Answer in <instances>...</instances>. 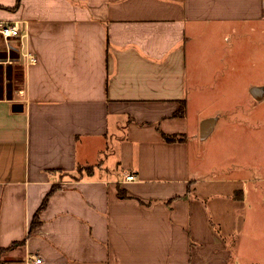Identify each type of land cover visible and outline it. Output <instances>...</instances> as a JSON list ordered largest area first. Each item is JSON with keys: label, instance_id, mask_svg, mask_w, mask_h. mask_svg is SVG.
I'll use <instances>...</instances> for the list:
<instances>
[{"label": "crops", "instance_id": "1", "mask_svg": "<svg viewBox=\"0 0 264 264\" xmlns=\"http://www.w3.org/2000/svg\"><path fill=\"white\" fill-rule=\"evenodd\" d=\"M16 1L0 0V21H23L37 59L0 62V248L26 240L13 264H264V174H206V143L230 121L220 106L191 115L217 101L191 81L227 60L230 34L264 36V0ZM261 71L247 96L264 146L263 52Z\"/></svg>", "mask_w": 264, "mask_h": 264}, {"label": "rangeland", "instance_id": "2", "mask_svg": "<svg viewBox=\"0 0 264 264\" xmlns=\"http://www.w3.org/2000/svg\"><path fill=\"white\" fill-rule=\"evenodd\" d=\"M228 33L229 31L226 32V34ZM230 36L234 45L233 47L231 46V54H227V60L217 63L214 67L213 65H204V69L199 72L204 77L201 78L198 73L196 83H194L195 81H191L193 90L206 91V88H208V92L211 91L212 94L211 96L208 95V98L211 101H217H215L214 106L204 105L205 103H200L202 102V97L197 96L199 97L196 100L198 103L192 108L191 115L194 120L198 109L201 110L204 107L209 112L212 108L220 106L222 111H219V114H221L222 120L230 121L225 133L213 136L206 143L207 150L203 151V157L206 158L209 168L204 171L206 174L217 176L226 175L229 172L233 176H261L264 174L262 130L256 129L253 126L262 124L263 114L261 110L256 112L250 110L252 106L261 104L247 96V88L252 80L253 82H259L256 79L262 75L261 54L262 52L264 54V36H261L258 32H253L251 36H246L245 32L239 34L232 33ZM251 41H253V44H251ZM226 44L229 46L228 42ZM0 45H5L2 38H0ZM250 56L253 57L249 58ZM1 68L4 69V65L0 66ZM8 70L10 72L11 69ZM5 72L7 71L5 70ZM191 76H195L192 71ZM229 77H231L232 81ZM2 81L3 84L2 82L0 84V94H3L1 93V89H5V82L4 80ZM205 84L207 85L205 86ZM237 102L239 105L237 109L225 112L226 107L233 106ZM246 125L249 127L246 128ZM197 153L201 154L200 150ZM197 153L195 154L197 155ZM112 160L114 159L110 158L108 163H111ZM249 230L251 231L252 227L249 229L245 227L243 233L246 235V232ZM253 231L264 235V222L263 224L254 225ZM231 249L236 252L235 247H231ZM245 249V242L243 241V253L240 255V258L237 257V260L246 261ZM15 259V256L4 252L0 255V264H13Z\"/></svg>", "mask_w": 264, "mask_h": 264}, {"label": "built area", "instance_id": "3", "mask_svg": "<svg viewBox=\"0 0 264 264\" xmlns=\"http://www.w3.org/2000/svg\"><path fill=\"white\" fill-rule=\"evenodd\" d=\"M22 20L16 19L10 22L0 21V37L4 40L5 45L0 50H8L15 49L19 52L18 59H12L8 57L7 59H0V62H17L23 60V62L27 64L35 63L36 56L32 52L27 49V44L25 39L27 38L28 33L23 30ZM12 39L18 40L17 45L12 44ZM126 181H134L136 180V175L133 173H129L125 177ZM26 261H33L36 264H40L43 261V258L35 253H31L27 255Z\"/></svg>", "mask_w": 264, "mask_h": 264}, {"label": "trees", "instance_id": "4", "mask_svg": "<svg viewBox=\"0 0 264 264\" xmlns=\"http://www.w3.org/2000/svg\"><path fill=\"white\" fill-rule=\"evenodd\" d=\"M20 2L21 0H17L16 1V4L15 6L12 8V9H16L18 8V6L20 5ZM0 8H7L3 5L0 4ZM185 107H184V102L182 103L181 107L179 110L175 111L173 116H183L185 111H184ZM163 136L164 138L169 141V142H173V141H183L185 140V135L184 134H166V133H163ZM78 171L80 174H82L84 171H86L88 174H92L93 173V167L91 165H80L78 166ZM60 188V185H53V187L51 188V190L45 195L40 207H39V211L44 209L45 206L47 205L48 201H49V198L51 197V195L57 191L58 189ZM119 194L121 197H129L128 196V193H127V190L120 187L119 186ZM236 196V194H235ZM39 211L35 214V216L33 217V220L31 222V225H30V230H29V235H32L33 234V231L41 225L42 223V220L40 219V216H39ZM26 243V240H22V241H17L15 242L14 244H12L11 246L9 247H2L0 248V255L2 253H7L9 252L11 249H13L15 246L17 245H24Z\"/></svg>", "mask_w": 264, "mask_h": 264}, {"label": "water", "instance_id": "5", "mask_svg": "<svg viewBox=\"0 0 264 264\" xmlns=\"http://www.w3.org/2000/svg\"><path fill=\"white\" fill-rule=\"evenodd\" d=\"M8 57L12 59H18L19 58V52L15 49H11L10 51L8 50H0V59H7ZM13 109L15 111H19L23 109V104L22 103H14L13 104ZM207 132V129L205 130Z\"/></svg>", "mask_w": 264, "mask_h": 264}]
</instances>
